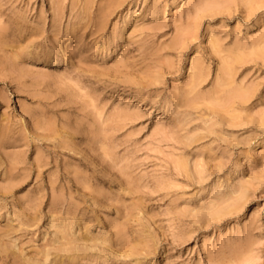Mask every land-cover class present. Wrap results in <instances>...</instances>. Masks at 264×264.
Returning <instances> with one entry per match:
<instances>
[{"label": "rangeland", "instance_id": "374dc122", "mask_svg": "<svg viewBox=\"0 0 264 264\" xmlns=\"http://www.w3.org/2000/svg\"><path fill=\"white\" fill-rule=\"evenodd\" d=\"M0 264H264V0H0Z\"/></svg>", "mask_w": 264, "mask_h": 264}, {"label": "bare ground", "instance_id": "6f19581e", "mask_svg": "<svg viewBox=\"0 0 264 264\" xmlns=\"http://www.w3.org/2000/svg\"><path fill=\"white\" fill-rule=\"evenodd\" d=\"M240 164V163H239Z\"/></svg>", "mask_w": 264, "mask_h": 264}]
</instances>
